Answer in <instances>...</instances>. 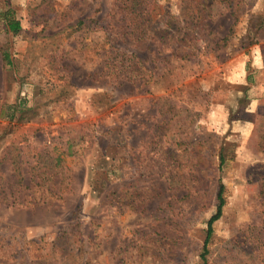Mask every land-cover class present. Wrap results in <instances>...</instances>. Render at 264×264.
I'll return each mask as SVG.
<instances>
[{
	"label": "rangeland",
	"instance_id": "rangeland-1",
	"mask_svg": "<svg viewBox=\"0 0 264 264\" xmlns=\"http://www.w3.org/2000/svg\"><path fill=\"white\" fill-rule=\"evenodd\" d=\"M221 182L264 264V0H0V264H199Z\"/></svg>",
	"mask_w": 264,
	"mask_h": 264
},
{
	"label": "trees",
	"instance_id": "trees-1",
	"mask_svg": "<svg viewBox=\"0 0 264 264\" xmlns=\"http://www.w3.org/2000/svg\"><path fill=\"white\" fill-rule=\"evenodd\" d=\"M119 1L123 4L131 5V6H138V5H142L147 0H119ZM10 12H11V10L8 9L7 12L5 13L6 27L9 30H11L13 33H18L21 30V23ZM137 16L140 17V13H138ZM4 57H5V59L9 60V54L7 52L4 53ZM224 191H225V185H224V183L221 182L220 186H219V190H218L219 203L217 206V211L210 217V219L208 221L207 236H206L205 243H204V249L205 250L201 254L203 262H201L199 264H206V259H207L206 253L208 252L207 243H208V240H209V238L212 234V231H213V223H214V221H216L217 219H219L221 217L222 211H223V206L226 202V199L224 196Z\"/></svg>",
	"mask_w": 264,
	"mask_h": 264
}]
</instances>
